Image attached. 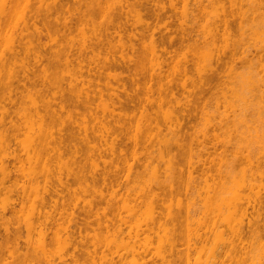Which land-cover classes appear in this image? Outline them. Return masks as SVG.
<instances>
[{
  "label": "clouds",
  "instance_id": "1",
  "mask_svg": "<svg viewBox=\"0 0 264 264\" xmlns=\"http://www.w3.org/2000/svg\"><path fill=\"white\" fill-rule=\"evenodd\" d=\"M57 2L0 32V264H264V0Z\"/></svg>",
  "mask_w": 264,
  "mask_h": 264
},
{
  "label": "bare ground",
  "instance_id": "2",
  "mask_svg": "<svg viewBox=\"0 0 264 264\" xmlns=\"http://www.w3.org/2000/svg\"><path fill=\"white\" fill-rule=\"evenodd\" d=\"M70 1L74 3V0H70ZM6 5L7 6L3 8L9 11V16L4 22L0 21V30L2 27L3 40L5 41L4 46L7 49L12 44L13 40L16 38L17 32L14 31L15 28L20 27L21 34H23L24 30L29 28L31 22L35 19V14L38 5H37V0H6ZM53 5L59 6L57 0H53ZM82 40L86 43L87 36L86 35L82 36ZM160 41L161 43H164L165 38L160 37ZM130 167L131 165H129V168ZM169 214H171V202H169ZM137 225H139V222L135 225L130 226L128 228V231L131 232L133 228L138 230L139 226Z\"/></svg>",
  "mask_w": 264,
  "mask_h": 264
},
{
  "label": "rangeland",
  "instance_id": "3",
  "mask_svg": "<svg viewBox=\"0 0 264 264\" xmlns=\"http://www.w3.org/2000/svg\"><path fill=\"white\" fill-rule=\"evenodd\" d=\"M68 2L72 3V1H70V0ZM8 16H9V11L3 7H0V21L4 22L8 18ZM14 31H16L17 33H20L21 28L17 27L14 29ZM0 32H2V27H1ZM164 42H166V39ZM4 44H5V41H4ZM137 226H139V225H137ZM197 259H199V257H197Z\"/></svg>",
  "mask_w": 264,
  "mask_h": 264
}]
</instances>
